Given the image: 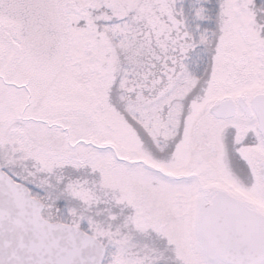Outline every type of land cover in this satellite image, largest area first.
Returning a JSON list of instances; mask_svg holds the SVG:
<instances>
[{
	"label": "snow or ice",
	"instance_id": "1",
	"mask_svg": "<svg viewBox=\"0 0 264 264\" xmlns=\"http://www.w3.org/2000/svg\"><path fill=\"white\" fill-rule=\"evenodd\" d=\"M0 264H264V0H0Z\"/></svg>",
	"mask_w": 264,
	"mask_h": 264
}]
</instances>
